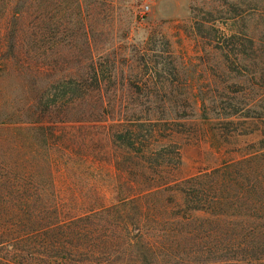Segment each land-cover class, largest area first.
I'll return each instance as SVG.
<instances>
[{"label": "rangeland", "instance_id": "obj_1", "mask_svg": "<svg viewBox=\"0 0 264 264\" xmlns=\"http://www.w3.org/2000/svg\"><path fill=\"white\" fill-rule=\"evenodd\" d=\"M0 205L30 264H264V0H0Z\"/></svg>", "mask_w": 264, "mask_h": 264}, {"label": "trees", "instance_id": "obj_2", "mask_svg": "<svg viewBox=\"0 0 264 264\" xmlns=\"http://www.w3.org/2000/svg\"><path fill=\"white\" fill-rule=\"evenodd\" d=\"M207 176V175H205ZM198 181V177L196 178H191L189 180H187L185 184H187L186 187H172L171 191L173 192H178L180 194H185L186 192H188V190H192L194 189L197 194L195 195V193L193 194L192 199L189 200L190 205H183L182 203H178L176 202V206L178 207V211H180L177 214V218H179L180 220H183V223L185 224H189L190 222H192L193 219V215L191 214V212L193 211H206L208 210V208L210 209V204H209V200L207 199L206 196V188L205 185L203 183H201V181ZM196 185L191 186L192 183H195ZM193 192V191H192ZM219 204V202L217 203ZM186 207V208H185ZM185 208V209H184ZM184 209V210H183ZM2 214H3V210L2 207L0 205V264H30V263H26L27 258L24 257V255H22V252H24L25 250H23V248L21 247V245H18L17 241H30L32 242L31 238H30V233H21V232H17L13 234V229L12 228H8L6 227V224L3 223L2 219ZM8 226V225H7ZM138 231V237H142L143 233L140 230V227H137L136 229ZM264 230H258L256 228H251L250 229V233L251 235H255V233L257 232V234L261 235L263 234ZM198 234L197 239H199L200 241H202L204 239L205 233L202 229V227H198L196 226L195 228H192L191 230H188L185 232V235H194V234ZM32 234V233H31ZM39 236V237H51V239L53 238V234H49L48 231L45 230H37L35 232V237ZM233 247H230L232 250L238 248L239 246L237 245H232ZM202 251V249H201ZM25 253H27V251H25Z\"/></svg>", "mask_w": 264, "mask_h": 264}, {"label": "crops", "instance_id": "obj_3", "mask_svg": "<svg viewBox=\"0 0 264 264\" xmlns=\"http://www.w3.org/2000/svg\"><path fill=\"white\" fill-rule=\"evenodd\" d=\"M171 1H174V4L178 6V8L180 7L184 8L189 4L191 0H171Z\"/></svg>", "mask_w": 264, "mask_h": 264}]
</instances>
